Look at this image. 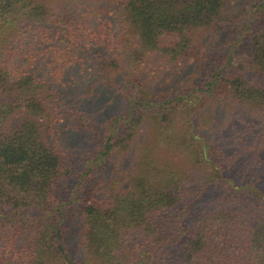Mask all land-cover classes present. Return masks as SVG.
<instances>
[{"label":"trees","instance_id":"trees-1","mask_svg":"<svg viewBox=\"0 0 264 264\" xmlns=\"http://www.w3.org/2000/svg\"><path fill=\"white\" fill-rule=\"evenodd\" d=\"M0 264H264V0H0Z\"/></svg>","mask_w":264,"mask_h":264},{"label":"rangeland","instance_id":"rangeland-1","mask_svg":"<svg viewBox=\"0 0 264 264\" xmlns=\"http://www.w3.org/2000/svg\"><path fill=\"white\" fill-rule=\"evenodd\" d=\"M226 26H228L227 23L225 24L222 23V25H219L213 29L212 33H210L205 39V44L207 47H210L212 44H215V43L221 44L223 41L220 38V36L224 37L225 40L226 38H229V39L231 38L230 40L234 38L232 35H229V33H232V30L228 29ZM247 51H248V42L244 43V46L240 50V52H238L236 59L243 60L245 58ZM198 75H199L198 66L196 64L194 65L191 64V66L185 70L184 77L181 76L182 78H181V81L179 82L180 83L179 87H177V85L175 84L176 78L178 75L172 77L171 80L169 81L165 80L166 86L170 88L171 91L178 89L177 91H173V92H177V93L182 92L184 93L183 95H185L187 91H184V90H186L191 85V83L197 78ZM100 77H101V74L99 78ZM135 81L136 80H134L133 82ZM122 82H124V84H122L119 89L120 85L118 87L117 86L113 87L111 85H105L104 82L100 81L99 86H102V91H99L98 89V92L95 94L94 98L90 102H88V107H85L84 109L90 115H93L92 117L97 118V119H104L105 117L111 116V115H118V114L120 115L124 111L123 109H119L120 107H122V104L120 105V103L123 102L122 97H123L124 92L127 93L130 90H133L134 93H136L139 96V92L141 90H144V89L146 90L145 86L141 85L138 87V85H136L135 83H132L131 80H125ZM135 86L140 90L136 89ZM177 106H178L177 108L181 111L177 110L178 113H175L174 115H175L176 123H179L181 121L187 122V118L190 117L191 115L188 114L189 116H187L185 112H188L187 110L189 111L194 110L196 105L192 107L190 105L180 103ZM213 110L214 108L209 104L208 110L202 113L203 115L201 119L199 117H196V115L194 114L187 122L189 132L193 134H197V135L202 133L203 136L206 137V141H207V136H209L210 137L209 139H211L212 141H215L216 139H218L215 134V129L217 128V126H213V129H212L211 123H210V116L213 115L211 113ZM216 118L219 119V117H216ZM175 119H174V123H175ZM202 125L204 127H202ZM144 135L146 137V134Z\"/></svg>","mask_w":264,"mask_h":264}]
</instances>
